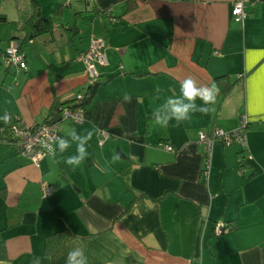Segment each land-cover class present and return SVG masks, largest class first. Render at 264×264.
I'll use <instances>...</instances> for the list:
<instances>
[{"label":"crops","instance_id":"obj_1","mask_svg":"<svg viewBox=\"0 0 264 264\" xmlns=\"http://www.w3.org/2000/svg\"><path fill=\"white\" fill-rule=\"evenodd\" d=\"M32 1L0 0V13L21 26ZM37 1L53 27L21 42L26 69L7 66L0 52V264H66L78 246L88 264H264V0H243L242 22L231 16L236 0ZM93 35L104 38L107 63L90 89L77 55ZM12 42L20 40L0 49ZM187 77L215 83V103L157 125L155 109ZM78 93L84 120L58 125L70 146L56 144L36 166L14 147L9 124L42 123ZM242 116L246 152L216 141L205 176L198 130L232 131ZM99 129L110 134L102 145ZM73 130L92 132L78 166L65 163L76 155ZM42 181L54 188L47 197ZM217 222L228 229L216 234ZM59 229L45 253V236Z\"/></svg>","mask_w":264,"mask_h":264},{"label":"built area","instance_id":"obj_2","mask_svg":"<svg viewBox=\"0 0 264 264\" xmlns=\"http://www.w3.org/2000/svg\"><path fill=\"white\" fill-rule=\"evenodd\" d=\"M231 16L235 21L242 22L246 16L243 0H236L231 9ZM90 46L85 51L77 55V59L82 61L85 67L89 85H93L98 81L99 73L97 65H105L107 63L106 44L103 37L93 35L90 39ZM5 62L11 67L26 69L25 57L18 51L17 42H12L5 49ZM85 98L83 93L75 95L73 101L66 105H60L56 111V115L60 121L68 120L72 123H81L84 120L83 106L81 102ZM46 121L40 124L28 125L19 117L15 118L8 126L10 134L13 138V145L18 151L30 158V161L36 166L39 161L46 155L53 154L56 149V140L60 138L59 122ZM248 120L246 116H242L237 129L225 131L217 126L208 129L198 130V142L202 143L206 151V165L203 173L206 176L209 171L211 149L213 144L218 141L223 145L238 144L242 148L243 155L246 152V129ZM98 144L102 145L109 139L110 134L105 129H99ZM170 149L169 146H166ZM243 156L238 157L239 173L244 171ZM54 191L52 186L47 185L44 181L40 182V193L43 197L51 195ZM228 229L225 223L217 222L214 226L216 234H220Z\"/></svg>","mask_w":264,"mask_h":264},{"label":"clouds","instance_id":"obj_3","mask_svg":"<svg viewBox=\"0 0 264 264\" xmlns=\"http://www.w3.org/2000/svg\"><path fill=\"white\" fill-rule=\"evenodd\" d=\"M156 92H162L159 85L156 86ZM218 93L219 87L215 83L211 86H198L192 77H187L180 84L179 95L166 97L163 103L155 109L153 113L155 123L166 128L170 121H175L178 125L180 122L189 120L194 113L206 114L210 110L208 106L215 103ZM126 99H130V97H126ZM198 99L203 103L198 105L196 103ZM4 119L7 121L8 116L5 115ZM70 137L71 141L77 144L76 155L67 157L65 163L69 166H78L87 156L86 144L92 138V132L86 131L80 135L73 130ZM56 144L59 151L64 152L70 146V141L57 138ZM34 264H39V260L34 261ZM66 264H88L85 249L78 246L70 250Z\"/></svg>","mask_w":264,"mask_h":264},{"label":"trees","instance_id":"obj_4","mask_svg":"<svg viewBox=\"0 0 264 264\" xmlns=\"http://www.w3.org/2000/svg\"><path fill=\"white\" fill-rule=\"evenodd\" d=\"M32 5H33L32 6V8H33L32 13L24 19L21 26H19L16 21L8 20L4 14L0 13V42L6 41V40L11 41L14 39H18V40H20V42H17V44L19 45L18 51L19 50L21 51V42L23 40L32 39V38H34L40 34L51 31V29L53 27V19L50 16L44 15L40 12L39 3L37 0H33ZM17 30H23L24 31L25 34L23 35V38H20V36L15 35V31H17ZM0 52L3 54V58H4V62H5V49L3 51L0 49ZM1 62H2V59H0V63ZM6 65L10 66L7 63H6ZM216 80L219 83L218 86L220 88H226L227 87L228 82L226 80H224L223 75L216 77ZM96 83L93 85H89V88L93 89L95 87ZM87 94H91V91L88 90ZM85 96H86V94H85ZM84 99H83V101H84ZM83 101L81 102V105H83ZM66 104H69V103L56 104L51 109L50 114L46 117V119L43 122H46L48 120L52 121V122L60 121L59 117L56 115V111L60 105H66ZM8 131H9V128H8ZM9 133H10V131H9ZM10 137H11V141L13 143V138H12L11 134H10ZM16 150L18 151V149H16ZM65 232H66V229H59V230H55L53 232H50L45 236V253H49L56 246V244L60 241V239L62 238V236L64 235Z\"/></svg>","mask_w":264,"mask_h":264}]
</instances>
